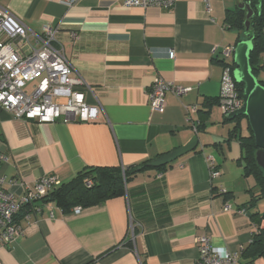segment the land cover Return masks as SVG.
<instances>
[{
  "label": "crops",
  "instance_id": "obj_1",
  "mask_svg": "<svg viewBox=\"0 0 264 264\" xmlns=\"http://www.w3.org/2000/svg\"><path fill=\"white\" fill-rule=\"evenodd\" d=\"M244 1L208 0V8L206 0H176L167 9L124 0H0L34 32L44 24L59 29L65 55L92 88H84L86 101L102 107L97 121L71 123L1 112L4 188L21 193L10 181L32 183L43 174L67 182L88 166L130 168L198 138L195 150L165 171L133 174L123 196L79 211L45 202L30 218L19 214L22 231L14 243L0 244V264H194L200 235L240 253L239 264H264L241 252L258 228L255 209L244 206L253 180L244 177L236 122L219 102L222 51L238 39L225 17ZM156 77L189 90L180 97L168 91L163 109L152 111L148 88ZM241 131L247 133L242 121ZM208 157L221 172L213 180Z\"/></svg>",
  "mask_w": 264,
  "mask_h": 264
},
{
  "label": "built area",
  "instance_id": "obj_2",
  "mask_svg": "<svg viewBox=\"0 0 264 264\" xmlns=\"http://www.w3.org/2000/svg\"><path fill=\"white\" fill-rule=\"evenodd\" d=\"M77 0H61L72 6ZM176 0H124L127 7L141 6L171 9ZM209 8V2L206 0ZM59 29L44 24L41 32L30 30L22 20L7 9L0 8V113L9 112L17 118L37 120L45 123L90 122L97 121L102 113L101 104H89L84 88H92L83 76L76 71L59 43ZM74 40L79 39L76 31H71ZM235 45L222 51L224 66L222 72L219 102L230 114L243 106V96L234 78L230 65L235 53ZM175 52L170 50L169 57ZM189 87L177 85L162 77H156L148 88L152 111H160L166 104V93L172 91L180 97ZM195 109L196 107H192ZM0 150V166L6 161ZM211 180L221 172L213 157H208ZM19 184L21 193L3 187L5 179L0 177V244L10 245L21 233V225L16 219L22 207L27 206L25 217L42 211V199L63 181L55 174H43L34 182L10 181ZM88 185L92 181L87 182ZM218 192L224 195L227 190L219 186ZM81 209L75 207L76 211ZM225 210H231L229 203ZM241 213L245 209L239 210ZM130 230L134 231L131 223ZM199 254L194 264H239L240 253L231 252L224 247H215L209 236L196 238ZM244 247H241V252Z\"/></svg>",
  "mask_w": 264,
  "mask_h": 264
},
{
  "label": "trees",
  "instance_id": "obj_3",
  "mask_svg": "<svg viewBox=\"0 0 264 264\" xmlns=\"http://www.w3.org/2000/svg\"><path fill=\"white\" fill-rule=\"evenodd\" d=\"M250 3L254 15L249 18V30L254 39V49L251 52V66L254 74L258 77L260 83L264 86V78H260L264 72V0H245ZM260 19V20H259ZM246 10L234 9L228 10L225 17L227 27L238 32L237 43L241 41L242 32L246 30ZM245 39V38H244ZM236 43V44H237ZM224 63V59L222 61ZM234 69L236 67L234 60L229 61ZM240 91L242 86L238 83ZM244 116H238L234 120L236 122L232 133H235L242 147V160L244 177L253 180V185L250 186V200L245 207L255 210L250 214L251 219L257 224L258 228L254 232L250 244L244 249V256L250 261L257 257H264V228H261V222L264 220V169L257 163L256 151L253 133L249 127V131L243 134L241 131V121ZM246 118V117H245ZM152 160H145L130 168L121 166H88L81 170L75 177L67 182H63L59 187L51 190L43 199L45 202H55L64 211H69L75 207H89L96 204H101L108 199L123 196L126 193V186L133 174L140 170L153 168L150 164ZM171 164V163H170ZM157 167L159 171H165L170 165ZM91 180L92 184L87 182ZM225 194H228L227 192ZM224 194V195H225ZM263 206L259 209L258 204ZM28 207H22L19 214L25 216ZM126 245L131 246V242H126Z\"/></svg>",
  "mask_w": 264,
  "mask_h": 264
},
{
  "label": "water",
  "instance_id": "obj_4",
  "mask_svg": "<svg viewBox=\"0 0 264 264\" xmlns=\"http://www.w3.org/2000/svg\"><path fill=\"white\" fill-rule=\"evenodd\" d=\"M239 8L246 10V30H249V18L254 15L250 3L244 1L239 4ZM260 20V19H259ZM250 32L247 38L242 39L236 44L234 53V78L242 86L243 106L230 113L228 116L235 119L238 116L246 117L248 125L253 133L255 144L257 146L256 160L264 169V86L260 83L258 77L254 74L251 66V52L254 49V39L250 38ZM198 144L197 136L184 146L154 159L150 164L154 167L168 165L178 157L195 150Z\"/></svg>",
  "mask_w": 264,
  "mask_h": 264
},
{
  "label": "rangeland",
  "instance_id": "obj_5",
  "mask_svg": "<svg viewBox=\"0 0 264 264\" xmlns=\"http://www.w3.org/2000/svg\"><path fill=\"white\" fill-rule=\"evenodd\" d=\"M242 38L243 39L246 38L245 32H242ZM260 78H264V72L261 73ZM242 122H243V125L245 127V130L248 132L249 131V127H248V121H247V119L245 117L242 118Z\"/></svg>",
  "mask_w": 264,
  "mask_h": 264
}]
</instances>
